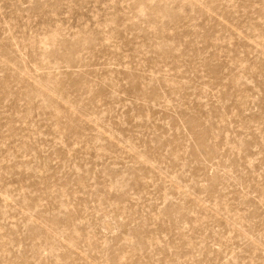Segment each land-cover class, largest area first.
<instances>
[{"label":"rangeland","instance_id":"obj_1","mask_svg":"<svg viewBox=\"0 0 264 264\" xmlns=\"http://www.w3.org/2000/svg\"><path fill=\"white\" fill-rule=\"evenodd\" d=\"M0 264H264V0H0Z\"/></svg>","mask_w":264,"mask_h":264}]
</instances>
